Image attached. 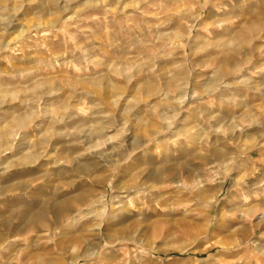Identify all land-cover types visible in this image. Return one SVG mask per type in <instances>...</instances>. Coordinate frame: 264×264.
I'll use <instances>...</instances> for the list:
<instances>
[{"label":"rangeland","instance_id":"obj_1","mask_svg":"<svg viewBox=\"0 0 264 264\" xmlns=\"http://www.w3.org/2000/svg\"><path fill=\"white\" fill-rule=\"evenodd\" d=\"M216 3L0 0V84L8 91L0 130L15 129L8 144L0 134V221L13 213L38 220L33 228L16 220L0 264H264V36L229 50L239 60L256 48L233 89L203 93L213 76L212 50L203 47L214 19L228 16L229 31L263 22L264 0ZM193 22L185 51H159L176 64L155 59L164 32L185 38ZM140 62L197 80L196 99L192 81L182 106L187 116H177L186 128L162 131L176 119L173 100L141 97ZM99 127L107 133L100 143L78 138ZM27 155L33 161L21 164ZM152 169L160 182L143 178ZM136 181L146 184L135 192Z\"/></svg>","mask_w":264,"mask_h":264},{"label":"bare ground","instance_id":"obj_2","mask_svg":"<svg viewBox=\"0 0 264 264\" xmlns=\"http://www.w3.org/2000/svg\"><path fill=\"white\" fill-rule=\"evenodd\" d=\"M217 1L218 0H206V2H212L215 5V7L220 8V5H218V3H216ZM21 7H22V5L16 7L15 10L18 11ZM4 9H6V8H4ZM209 13H210L208 15L209 17L210 16L214 17L212 11L209 12ZM201 14H202V9H199L197 17H199ZM223 15H227V14L223 13ZM0 17H2V16H0ZM215 17H217V16H215ZM228 18H229L228 16H225V17L223 16V17H217V18L214 19L213 22H214V24H217L218 28H216V29L213 28L214 37L209 39L208 43L206 45H204V47H203L204 49L205 48H209L210 50H212V53L207 55L208 59H206L207 60L206 62H208V64L214 65V68H212L213 69L212 70V75L213 76L211 78H209L208 81H205V85H204L203 93H206L208 95L220 96L221 95L220 93H222L225 88L228 89L229 87H231V85H232V89L234 88L233 84L237 81L236 79L238 78L240 73H241V75H243L245 73L244 72L245 71V66H246V64H248V62H250L252 60L251 55L253 53H255L256 48H255V46H253V47L247 48V50L245 49V52L243 50L244 56L241 59H239V60H236L235 55H234L235 53H233V52H239V51L242 52V47H243L242 44L251 43L253 41V38L259 37V36H264V34H263L264 21L263 22H261V21L254 22V23H251L250 25H247V26H245L246 25L245 24L244 27L240 26L239 29H236V30H233V31H229V26L227 24L226 25L223 24ZM193 26H194V22L190 25L189 33H188V35L185 38H183V36H181L177 32H174V33H171L169 31L168 32H164L162 34L161 39H160V43L158 45H156L157 46L156 47L157 50L154 48L153 52H151V54L154 55L155 59H157L158 61L162 60L163 58H166L165 63H166L167 66L170 65V64H176L177 61L174 60V58L167 57L168 53H161L160 54L159 51L161 49L165 48V47L166 48L172 47V45H174V44H180L182 46L183 50L185 51V46L187 45V42L190 39V35H191L192 30H193ZM190 42H192V40ZM191 48L194 50L193 47H191ZM154 50H156L158 52L156 53ZM213 50H214V53H213ZM225 50L228 51V54L224 58H218L219 60H217L218 55H216V53L218 52L217 54H220L221 52H223ZM229 50H232L233 52L230 53ZM225 53H226V51H225ZM155 67H156V63L155 62L152 63V64H149V65H145L142 62H140L138 64V67H137V70H136V76H137L136 77V83H137V87L139 89L138 91H139L141 97L142 96L145 97L147 94H149V95H159V96L162 97V99L164 98V99H168V100H173V104L170 105V107L172 106L171 107L172 111H171L170 114H173L174 118H176V119H173V120L169 121V123H167V126H164V127L162 126L163 128L160 127L158 130H156V132H154V131L153 132L152 131L146 132L147 134L145 133V135H142L140 137V139L138 138L139 141H137V142H138L139 145L142 142H144V141H148L150 139V137L153 136L154 134L155 135H156V133L159 134L161 132V128H162V131H164L165 130L164 128L172 127L173 124H176L174 126H176V127L179 126V128H183V127L186 128V125H181V124L179 125V123L177 122L178 121V117L177 116H180V115L187 116L185 113H183L182 106H183V104L185 103V101L187 99L186 97L188 95V88H189V85H191L192 81L194 83V87H193V91L192 92L194 94L195 99H196L195 95L198 92V88L197 87H198L199 84H197L198 83L197 80L192 78L191 76H190L189 79H187V81H184L179 76V73L172 72V70H170L171 69L170 67H169L170 69L167 70V71L166 70H163V71L161 70V69H164V67H161L157 71V70H155ZM121 69H123V68H121ZM156 71H157L158 74L155 75L154 73H156ZM146 75H148L147 78H145ZM153 76L154 77H158L160 79V81H161L157 86H154V84L152 82L154 80ZM151 78H152V80H150ZM145 79H149L150 81L149 82H148V80L145 81ZM231 79H233V81H231ZM193 83H192V85H193ZM246 84H248V83H246ZM251 85H253V84H251ZM235 86H236V83H235ZM255 89H256V87H255ZM203 93H201V94H203ZM7 94H8V91L4 90L2 88V85L0 84V103H1V101L3 99V96L7 95ZM121 94H123V93H121ZM222 95H224V93ZM202 96L198 95L197 97H199V99H200ZM141 97L137 100L138 103L141 102V100H142ZM113 100H114V98H113ZM108 101L111 102L112 100L109 99ZM114 102L115 103H113V104H117L118 103L115 100H114ZM209 112H211V110ZM164 114H167V116L166 115L165 116L168 117V112H161L160 116H162V118H165V117H163ZM213 116L214 115H211V113L208 114L207 117L205 115L206 118L213 117ZM170 117H171V115H170ZM168 118H167V120H168ZM18 124L20 126H23L24 124H26L25 119H21ZM100 128H102V127H99L98 129L97 128L96 129H92V130H90L87 133H83V135L81 134V136H78V138L85 137V138H83V140H86L85 142H87V144L89 143L87 138H89V140H90V138L91 139L95 138L96 140H98L97 142L100 143L103 140L101 138H104L107 135V133L104 130L100 129ZM191 128H192V126L190 127V129ZM190 129H188V130H190ZM176 130H178V129H176ZM14 131H15V129L13 127L4 126L3 128H1L0 134L4 138V143L8 144L10 142V136L14 133ZM180 131H181V129H180ZM80 132H82V131H80ZM175 132L177 133V131H175ZM142 138H143L144 141H142ZM95 144H96V142H95ZM91 146H89V147H91ZM98 154H103V151H99ZM105 158L106 157H104L103 159H105ZM31 161H33L32 156H28L27 155V156L23 157V159H21V164H26V163L31 162ZM118 161H120V160H117V162ZM2 169L3 170L6 169V166H3ZM145 170H147V169H145ZM146 172H147L145 174L146 177L143 176V178H145V180L151 179V180H153V182H160L161 177H160L159 172H157L156 170H153V169L152 170H148ZM169 172H171V171L169 170ZM142 174H144V173H142ZM1 178L2 177L0 175V180H1ZM144 184H146V182H141V183L137 182L134 185H131V188H134V191L136 192V191H139L142 188V185H144ZM149 184L150 185L149 186L147 185L148 187L145 186V188H147V189H149V188L150 189L157 188V183H149ZM2 192L5 193V190L0 191V193H1L0 200L2 198L1 196H5V195H2L3 194ZM147 192H148V190H147ZM122 206L123 205H121V207ZM101 213L102 212H99L98 215H101ZM35 218H37V217H35ZM16 220L21 222V224H23V223L29 224L26 221V219H24L23 217H20L19 214H16V213L11 214V216L8 219L0 221V258L4 255L5 252H7V251H4V250H7V248L9 247L10 238L12 236H14V237L16 236L15 234L12 235V232L14 230L13 228L18 226V224L15 225ZM37 222H38V220L35 219L33 223L29 224V227H32V228L35 227ZM25 227H26V225H25ZM23 228H21L20 231H22ZM14 232H15V230H14ZM22 232L24 233V231H22ZM19 236L22 237L21 234ZM19 236H17V237H19ZM22 241H24V240H22ZM98 248H99V246L92 247L87 252V255L88 256L95 255L97 250H98ZM18 261H20V260H18ZM21 263H23V262H21Z\"/></svg>","mask_w":264,"mask_h":264}]
</instances>
